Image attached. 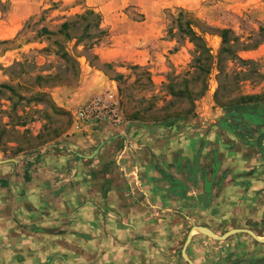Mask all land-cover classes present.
I'll use <instances>...</instances> for the list:
<instances>
[{
	"label": "rangeland",
	"instance_id": "obj_1",
	"mask_svg": "<svg viewBox=\"0 0 264 264\" xmlns=\"http://www.w3.org/2000/svg\"><path fill=\"white\" fill-rule=\"evenodd\" d=\"M223 30L236 50L222 54L226 77L217 65ZM106 91L116 94L119 123L74 117ZM240 106L264 110V0H0V161H17L4 164L23 201V264H189L182 249L200 214L189 221L157 207L143 193L144 170L179 194L175 177L183 167L195 175L203 151L184 164L188 130L205 137L203 174L222 165L220 184L244 188L250 168L264 172V122L239 116ZM213 126L223 129L221 146ZM109 141L100 160L97 147ZM60 156L72 163L52 165ZM241 194L231 202L249 200ZM251 201L264 208V194ZM254 242L200 264H264Z\"/></svg>",
	"mask_w": 264,
	"mask_h": 264
},
{
	"label": "crops",
	"instance_id": "obj_2",
	"mask_svg": "<svg viewBox=\"0 0 264 264\" xmlns=\"http://www.w3.org/2000/svg\"><path fill=\"white\" fill-rule=\"evenodd\" d=\"M212 129L213 130L210 131L213 133L214 138L212 143H217L221 146L224 139L222 127L213 126ZM194 133L195 132L187 130L185 132L186 136L184 137L182 135L180 137L183 139L181 142L184 143L182 146V157L187 158L184 163L186 166L190 160L189 154L198 146L203 147V151H200L201 157L197 155L199 158H196L198 159L197 165L199 166L197 167L196 165V168H198L197 173L194 175L187 167H183L179 173L180 175L175 177L180 181V190L182 191L177 194L174 192L175 190L172 186L169 187L167 184L161 183L157 184L154 179V177H156L155 171L147 167L144 170L143 193L146 194V192H148L151 198H154L157 207L163 210H171V213L182 215L185 213L188 215L185 218L189 221H192L193 213L200 214V216H198L200 221H197V225L211 231L215 235L221 236L233 229H249L256 236L262 238L257 214L261 217L264 208L261 205H252L251 200L257 196L261 197V195L264 194L262 193V191H264V172L259 173L256 172L255 169L250 168L251 170L245 175L247 183L244 188L237 186L235 183H228L226 186L220 184L217 175L223 171L224 168L222 165L219 170L216 169L217 171L211 169V176L207 177V175L203 174L206 165H208V160H206L208 155H205L204 152L205 137H203L202 134L193 136ZM112 144L113 141H109L106 145L101 146L100 149L97 147L100 160L105 158L104 160L108 161L107 154ZM223 150L227 152V158L229 159L231 157L229 149L226 150L223 148ZM59 159L60 161L58 162L53 161L52 165H57L62 168V164L66 165L67 163H72L68 158H63V156H60ZM262 165H264V162H262ZM13 169V166H9L8 164L0 165V264H23V201L22 198L19 201L15 200V196L11 190V186L15 181ZM130 173L133 175L132 170H130ZM234 176L236 177V175ZM234 176H229L231 178L228 177V179H232L235 182L236 179H233ZM24 177L25 174H23V180ZM133 180L134 178L132 176L131 181ZM2 184H4V187H2ZM210 184L212 187H210ZM133 187L132 189L136 190V188ZM241 191L249 200L246 202L244 201V203L240 205L231 202L236 199L237 196L242 195ZM117 193L119 195L118 197L122 199V203H124V195L126 192H123L121 189V191H117ZM218 193H221V196L218 197L216 201L218 202L217 204L214 200ZM204 194H207L210 199L208 200L205 198ZM206 200H208V203H206ZM193 201H195L197 205ZM220 201L221 203L219 204ZM121 207L123 210L124 207ZM235 213L243 214L244 220L238 222L233 215ZM130 221H132V219H130ZM127 226H129V224ZM116 229L118 236L121 235L122 237L124 233L126 234V228L121 226L119 222H117ZM220 229L221 232L219 231V233L217 230ZM127 232H129V229H127ZM252 239L253 238L246 233H235L222 241L214 240L203 234H198L196 236L192 235L186 252L187 256H197L191 257V259L195 261V264H200L202 263V260H199L200 256H234L237 252V245H249V241ZM254 241L257 246L258 244L264 245V242L257 243L256 240ZM221 247H224V250H221ZM252 255L259 256L257 253L255 254L249 251L248 256Z\"/></svg>",
	"mask_w": 264,
	"mask_h": 264
},
{
	"label": "built area",
	"instance_id": "obj_3",
	"mask_svg": "<svg viewBox=\"0 0 264 264\" xmlns=\"http://www.w3.org/2000/svg\"><path fill=\"white\" fill-rule=\"evenodd\" d=\"M117 111L116 94L106 91L103 95L94 97L86 105L78 109L74 113V117L83 121L106 118L119 123Z\"/></svg>",
	"mask_w": 264,
	"mask_h": 264
},
{
	"label": "trees",
	"instance_id": "obj_4",
	"mask_svg": "<svg viewBox=\"0 0 264 264\" xmlns=\"http://www.w3.org/2000/svg\"><path fill=\"white\" fill-rule=\"evenodd\" d=\"M90 14H93L92 12H90ZM188 31L192 32V28L189 26L188 27ZM194 35V39H201L199 37H197L195 34ZM227 35V31L223 30L221 31V38H222V48L219 54V58H218V71L219 73H221V75H223V77L228 76L227 73H224V70L222 68V65L220 64L222 62V60L224 59V57H222V54L227 52L232 58H236V50L233 49V46L228 45L229 44V40L226 37ZM233 41V40H231ZM200 54H203L205 56L206 59L211 60V55L209 54V50L208 48H206V46L202 47L201 49H199ZM210 69L211 67L208 66L204 69L205 71V78L207 80V76L210 73ZM205 88V85H204ZM242 107V106H240ZM239 110L241 112V110L243 111L242 113L239 114V116H243L245 117L247 120L251 121L252 123H257V122H264V110L259 109V108H249L247 106H245L244 108H237L236 111ZM245 111V112H244Z\"/></svg>",
	"mask_w": 264,
	"mask_h": 264
},
{
	"label": "water",
	"instance_id": "obj_5",
	"mask_svg": "<svg viewBox=\"0 0 264 264\" xmlns=\"http://www.w3.org/2000/svg\"><path fill=\"white\" fill-rule=\"evenodd\" d=\"M96 152L97 151H95V153ZM9 161H11V162H17L16 160H5V161H0V164H4V163L9 162ZM194 229L198 230L199 233H201V234H203L205 236H208V237H210V238H212L214 240H219V241L225 240L227 237H229L230 235L235 234V233H246L249 236H251L254 240H256L257 242H262V243L264 242V238H262L263 240H261V238H259L252 231L247 230V229H233V230H230L229 232L225 233L224 235L217 236V235L213 234L211 231L210 232H207L205 230V228H203V227H197V226H195L189 232V234L187 236V239H186V242H185V245H184V247L182 249V256H183L184 259L187 260V262L189 264H193V263L187 258L186 254H185V248H186L187 244L190 242V239H191V236L193 234V230Z\"/></svg>",
	"mask_w": 264,
	"mask_h": 264
},
{
	"label": "bare ground",
	"instance_id": "obj_6",
	"mask_svg": "<svg viewBox=\"0 0 264 264\" xmlns=\"http://www.w3.org/2000/svg\"><path fill=\"white\" fill-rule=\"evenodd\" d=\"M205 230H206V229H205ZM206 231H207V232H210V231H208V230H206ZM194 233H199V231L196 230V229H194V230H193V234H194ZM261 240H263V239L261 238Z\"/></svg>",
	"mask_w": 264,
	"mask_h": 264
}]
</instances>
